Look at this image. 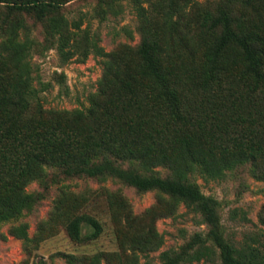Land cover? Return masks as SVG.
I'll return each mask as SVG.
<instances>
[{
	"label": "trees",
	"instance_id": "16d2710c",
	"mask_svg": "<svg viewBox=\"0 0 264 264\" xmlns=\"http://www.w3.org/2000/svg\"><path fill=\"white\" fill-rule=\"evenodd\" d=\"M71 1L0 0L6 13L0 16V223L33 207L37 195L28 187L43 182L49 169L66 178L111 177L138 192L156 190L181 201L208 224L206 238L195 234L178 252H163L162 264L212 262L216 250L220 264H264V233L240 243L224 239L215 202L186 182L193 172L219 180L244 165L264 181V0H220L199 30L183 20L193 0H94L102 18L120 14L123 2L134 8L141 41L122 56L104 53L80 20L62 15L61 7ZM22 15L41 26L44 43L62 63L89 54L105 58L87 109L42 108ZM159 167L170 177L154 176ZM75 200L64 193L53 215L62 217L72 241L97 239L100 221L77 213ZM83 224L92 228L85 238ZM127 227L132 252L161 247L153 226ZM9 235L31 252L34 239L26 225ZM56 254L72 261L71 255ZM136 262L133 255L128 264Z\"/></svg>",
	"mask_w": 264,
	"mask_h": 264
},
{
	"label": "rangeland",
	"instance_id": "374dc122",
	"mask_svg": "<svg viewBox=\"0 0 264 264\" xmlns=\"http://www.w3.org/2000/svg\"><path fill=\"white\" fill-rule=\"evenodd\" d=\"M219 3L220 0H193L183 20L199 30L203 16L214 12ZM95 8L94 0H73L62 6L60 12L69 21L80 20L81 29L89 30L104 53L122 56L125 50L135 51L141 34L134 8L123 2L120 14H107L103 18ZM5 14V9L0 8V16ZM239 16L243 22L249 19L240 11ZM22 17L32 41L29 62L42 108L87 109L98 91L105 58L89 54L83 61L72 59L62 63L56 50L44 43L41 26L31 16ZM153 175L170 177V171L159 167ZM186 182L215 202L224 239L240 243L245 236L264 233V181L253 178L247 165L226 172L219 180H206L193 172L187 175ZM28 191L37 195L33 207L15 220L0 223V264H128L133 255L137 257L136 264H162L163 252H178L195 234L206 238L209 232L203 216L189 210L183 202H175L156 190L138 192L111 177L66 178L49 169L46 179L31 184ZM64 193L77 199L73 201L77 213L100 221L103 232L97 239L76 243L67 236L64 220L53 215L57 200ZM128 222H133L138 231L153 226L162 241L161 247L148 253L129 250ZM21 224L27 226L29 238L34 239L29 244L30 253L24 251L21 240L9 235L11 228ZM43 227L52 233L46 235ZM91 233L92 228L83 224L81 236L85 238ZM57 252L71 255L72 261L69 263L68 258L58 256ZM193 264H220L219 251L216 250L212 262Z\"/></svg>",
	"mask_w": 264,
	"mask_h": 264
}]
</instances>
